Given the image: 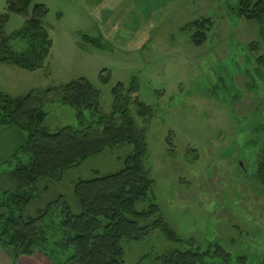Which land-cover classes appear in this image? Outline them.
I'll return each mask as SVG.
<instances>
[{"label":"rangeland","instance_id":"1","mask_svg":"<svg viewBox=\"0 0 264 264\" xmlns=\"http://www.w3.org/2000/svg\"><path fill=\"white\" fill-rule=\"evenodd\" d=\"M35 3L48 7L45 26L51 49L44 66L33 71L0 64L1 90L17 97L84 77L98 90L100 113L110 114L114 88L134 83L138 89L133 96L152 109V115L143 119L134 101L130 105L139 127L147 130L146 166L154 180L150 198L137 210L148 209L151 202L158 204L184 242H170L160 230L139 241L123 240L124 264H149L172 248L205 250L217 245L234 258L261 262L264 182L258 157L264 146L263 23L234 14L231 0ZM6 11L7 0H0V14ZM26 19L11 13L6 33L21 30ZM205 19L211 20L207 29L201 28L208 37L197 46L193 36L201 29L193 23ZM86 36L99 41L87 42ZM13 46L22 50L25 43L17 40ZM44 109L48 131L81 128L72 107L55 101ZM16 129L21 134L17 137L0 126V184L7 189L15 187L8 175L14 164L8 160L26 138L24 131ZM132 150L131 144L118 145L69 169L61 180L44 178L27 216H36L58 195L66 196L79 213L75 183L118 172ZM25 159L31 160L28 155ZM51 219L45 225L56 224ZM49 234L56 240L55 230ZM55 235L57 240L62 236ZM10 251L0 245V264H20V260L21 264H55L40 251L18 261Z\"/></svg>","mask_w":264,"mask_h":264},{"label":"trees","instance_id":"2","mask_svg":"<svg viewBox=\"0 0 264 264\" xmlns=\"http://www.w3.org/2000/svg\"><path fill=\"white\" fill-rule=\"evenodd\" d=\"M35 1L7 0V11L0 14V64L29 71L44 66L52 46L45 26L49 10ZM230 7L239 17L264 25V0H231ZM11 13L27 19L21 30L9 35L5 27ZM207 22L211 20H198L193 26L207 29ZM207 37L206 30L201 29L193 36L194 43L202 45ZM17 40L25 43L24 49H14ZM86 40L99 41L89 36ZM103 80L108 81V77ZM137 89L134 83L129 87L119 83L113 90L115 101L110 114L100 113L98 90L84 77L61 87L33 90L17 97L0 89V125L26 133L25 141L8 160L9 165L14 164L8 175L15 187L7 189L0 184V245L11 250L15 261L40 251L55 264H124L123 240H142L152 230H160L170 242H184L165 220L158 204L151 202L148 209L137 210L139 203L148 201L154 187L146 166L147 130L139 127L130 105L134 101L143 119L152 115V109L133 96ZM55 101L75 110L81 128L64 126L56 132L47 130L44 124L48 113L44 106ZM126 144L133 145V150L121 170L75 183L79 213L73 211L66 196L58 195L36 216H27L26 209L38 198V185L44 178L61 180L66 171L88 158ZM26 155L30 156L29 162ZM258 160L264 182V146ZM48 217L56 224L45 225ZM54 230L55 234H62L58 240L59 234H54L56 240H51L49 232ZM149 264L253 263L245 256L234 258L217 245L205 250L168 249ZM257 264H264V259Z\"/></svg>","mask_w":264,"mask_h":264},{"label":"crops","instance_id":"3","mask_svg":"<svg viewBox=\"0 0 264 264\" xmlns=\"http://www.w3.org/2000/svg\"><path fill=\"white\" fill-rule=\"evenodd\" d=\"M1 126V125H0ZM2 128H6L7 130V133L8 134H10V135H15L16 137L18 136V135H21L20 134V132L16 129V128H14V127H12V126H2ZM22 143H20V145H21ZM20 145H18L16 148H15V150L13 151V153L17 150V148L20 146ZM13 153L11 154V156L13 155ZM21 261L22 260H20V264H21Z\"/></svg>","mask_w":264,"mask_h":264}]
</instances>
